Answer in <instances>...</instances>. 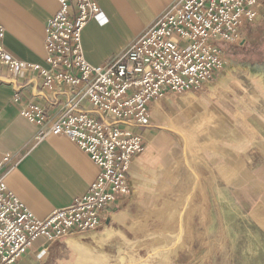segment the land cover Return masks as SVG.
<instances>
[{
    "label": "crops",
    "instance_id": "1",
    "mask_svg": "<svg viewBox=\"0 0 264 264\" xmlns=\"http://www.w3.org/2000/svg\"><path fill=\"white\" fill-rule=\"evenodd\" d=\"M93 1L104 19L86 24L81 32V47L86 62L97 67L126 50L176 0ZM58 9L56 0H0L4 49L17 60L45 67L44 29ZM15 95L21 101L41 106L51 123L59 118L61 104L68 98L67 91L49 92L43 89L42 79L35 72L13 75L0 69V179L35 218L42 220L86 194L99 169L65 136H49L34 144L38 128L20 116L21 105L12 101ZM81 109L99 120L87 103L82 102ZM149 111L147 126L126 127L144 139V149L132 158L126 175L130 190L128 196L108 207L95 233L70 236L54 243L39 237L16 264H51L54 262L51 255L60 248L68 251L69 256L71 251L82 248L94 252V256L102 260L106 256L103 248H125L128 242H139L132 234L138 225L139 229H144L140 221L160 214L166 208L168 199L176 201L186 197L188 186L187 195H194L195 183L192 180L190 184V177H195V173L189 171V161L195 158L196 153L186 144L184 136L176 131L183 134L188 132L189 126L198 128L224 117L216 115L218 109L210 107L207 101L195 95H188L182 100L167 94L152 102ZM225 132L223 126H219L217 131L208 129L207 141L215 135L224 137L223 142L231 140ZM230 146V143H222L202 149L205 165L222 168V176L228 183H236L239 187L247 186L248 182L254 184L253 196L256 200L261 195L263 202L264 144L249 149L242 143ZM231 166L235 168L231 170ZM187 174L190 176L187 177ZM256 176L261 178V183L254 179ZM257 187H260V193ZM254 203L256 205L257 202ZM250 213L254 214L251 218L255 226L260 228L261 239L264 238V203ZM186 225L177 223L175 251L182 248L186 231L193 233L200 230L198 224ZM196 245L190 242V246Z\"/></svg>",
    "mask_w": 264,
    "mask_h": 264
},
{
    "label": "built area",
    "instance_id": "2",
    "mask_svg": "<svg viewBox=\"0 0 264 264\" xmlns=\"http://www.w3.org/2000/svg\"><path fill=\"white\" fill-rule=\"evenodd\" d=\"M59 9L46 23L45 67L12 57L3 47L0 69L13 75L35 72L45 90L67 91L60 116L49 123L38 104L21 101L20 116L38 129L33 143L65 136L85 152L99 173L87 193L38 220L0 179V264H16L39 237L53 243L92 232L117 198L128 194L126 173L143 149L141 137L118 124L144 127L149 103L168 93L195 91L222 67L219 41L233 42L243 20L256 16L257 0H176L121 55L102 66L89 65L81 32L104 16L93 0H56ZM183 45V46H182ZM87 103L99 120L81 109Z\"/></svg>",
    "mask_w": 264,
    "mask_h": 264
},
{
    "label": "rangeland",
    "instance_id": "3",
    "mask_svg": "<svg viewBox=\"0 0 264 264\" xmlns=\"http://www.w3.org/2000/svg\"><path fill=\"white\" fill-rule=\"evenodd\" d=\"M255 11L254 19L242 21L236 30L237 38L233 42L217 43L223 63L209 81L195 91L168 93L181 97L182 100L188 95L201 97L210 107L218 109L216 115L222 114L224 117L218 122L211 121L208 126H189L188 132L183 134L176 131L184 136L186 144L196 153L195 160L189 161V171L195 173V177H190V184L192 180L195 183L194 195H187L190 188L188 186L186 197L176 201L174 198L168 199L166 208L160 214L140 221V224H144V229H139L138 225L132 234L139 242H128L125 248H103L106 256L102 260L94 256V252L82 248L71 251V256L68 251H62L60 248L51 255L54 261L51 264H264V238L261 239L260 228L255 226L256 223L251 218L254 214L250 213L253 208L263 205L261 195L255 200L252 192L255 190L252 187L254 184L250 182L245 187L228 183L222 176V168L208 167L201 155L202 149L222 143H230L231 148L242 143L246 144L248 149L264 144V0H257ZM129 126L139 127L118 124L119 128L131 132L126 128ZM219 126H223L225 135H229L231 140L223 142L224 137L215 135L211 137V141H207L208 129L217 131ZM131 133L141 137L144 149L143 137L138 133ZM233 168L235 166H231V170ZM247 169H250V166H247ZM188 176L190 175L187 174ZM254 179L262 181L257 176ZM262 183L264 186V182ZM257 189L260 193V187ZM129 192L128 186V194ZM254 202H257L256 205ZM101 223L102 220L100 226ZM177 223L187 224V227L189 224H198L200 230L193 233L186 231L182 248L175 251L177 242L174 233ZM164 224L166 226H161ZM95 232L96 230L82 234ZM190 242L197 245L190 246ZM114 249L118 252L115 253Z\"/></svg>",
    "mask_w": 264,
    "mask_h": 264
}]
</instances>
